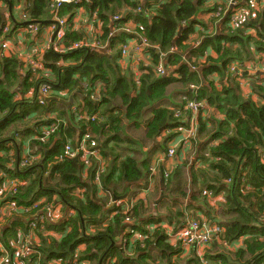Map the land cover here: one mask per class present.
<instances>
[{
    "label": "trees",
    "instance_id": "1",
    "mask_svg": "<svg viewBox=\"0 0 264 264\" xmlns=\"http://www.w3.org/2000/svg\"><path fill=\"white\" fill-rule=\"evenodd\" d=\"M203 1L172 0L160 7L140 0H88L83 3L90 19L95 18L96 21L105 23V35L100 38L104 43L109 39L113 29H124L131 20L138 22L139 27L135 32L146 38L150 45V48L146 49V54L151 55L150 64L142 60L137 65L136 70L141 72L140 85L136 83L137 76L135 69L132 68L134 61L124 69L125 71L119 65L121 54L119 45L128 39H139L125 34L116 41L118 46L111 48L115 50V54L94 52L87 47L66 53L47 51L41 59L44 69L34 71L29 65L25 75H22V80L20 79L21 82L19 71L24 65L23 62L16 57L0 59V153H3L2 151L6 153L5 157L0 156V171L22 181L16 198L13 199L25 204L45 197L48 203L55 201L60 203L65 214L74 212L70 218L66 215V219L59 225L48 223L49 229L56 231L61 238L51 237L42 240L40 252L43 264L51 259H57L61 264H106L116 250V246L112 245L116 244L117 237L121 238V252L126 260L118 261L116 257L112 259L116 264H128L126 252L129 244H125L129 237L126 235L129 229L125 222L127 214L124 207L115 208L110 212L109 199L124 196L131 186L139 184L144 178L145 171L149 170L154 155L159 151L166 152L169 143L176 140L178 133L182 134L178 128L187 126L189 118L194 119L192 112L184 109L186 103L184 98L192 100L195 96L190 92L191 86L194 85H199L195 99L215 107V112L225 116V119L219 121L218 126L206 135V129L213 126L212 122L204 123L203 112L208 109L198 114V129L203 134L202 137L206 136L208 139L207 149L211 156L209 167L214 178L204 171L199 181L193 167L189 169L182 167L183 162L180 161L174 175L165 180V187L171 193L168 197L173 200V205L163 207L169 223L166 220L165 222L178 225V231L185 225L190 209L198 213V217H194L199 220L203 217L215 219L208 198L203 196V192L209 190L216 196L226 190L228 197L219 205L235 216L227 222L223 221L224 242L233 245L242 241L240 246L244 247L228 248L222 244L214 245L207 252L208 258L211 262L221 264H264V200L258 205L259 209H255L253 202L242 201V197L252 200V196H255L252 192L264 195V88L251 83V94L246 98L240 83L228 72L229 65L245 63L253 60L258 54H264L262 20L264 12H258L255 20L248 21L243 26L245 30L241 28L230 35H220L212 40L211 36H205L207 39L203 38L206 40L198 50L202 53L207 46H212L216 56L206 57L205 67L198 73L193 71V68L200 67L198 64L203 55L196 53L195 58H187L184 57V53L191 50L189 35L195 30L193 20H196ZM16 2L20 0H0V27L6 24L4 10L11 7L13 9ZM53 3L54 0H28L30 6L24 14L28 20L20 17H17V20L12 12L13 22H24L27 29L30 23L41 27L40 24L48 19ZM79 8L80 6L63 7L59 13L61 19L70 23V30H67L64 42L66 48L72 44L82 43L85 36L81 30L74 28L73 24ZM123 10H129L130 14L126 17L121 14ZM122 15V19L114 21V18ZM89 21L93 24L91 20ZM190 22L192 26H187ZM108 24L111 28H107ZM252 29L257 30L258 38L247 35L246 32ZM1 35L0 29V37ZM174 47L177 48V53L172 51ZM156 48L160 50L159 53ZM195 49L196 46H193V50ZM161 62L166 69L175 68L172 70L173 75L168 77L157 75L155 68ZM212 73L219 75L222 87H217L215 82L210 80L209 76ZM47 75L50 77L46 78ZM18 82L20 85L14 91L13 88ZM45 83L51 85L53 90L51 103L45 109L51 113L54 111L60 113L58 118L49 123L56 125L57 130L47 140L43 137V131L51 126L41 127L37 124L40 130L30 141V153L33 155L39 153L42 157L40 161L38 159L31 166L29 164L20 167L19 172H16L15 169L9 168L11 164L17 169L21 163L35 157L21 156L23 149L17 134L25 132L28 136L27 131H22L21 125L32 113L30 108L36 105L39 90ZM97 84L104 88H101L100 99H93L91 96L95 93ZM170 87H175L174 90L177 88L186 90L180 103L172 102L169 107L160 105V108L152 109L155 103L166 98ZM31 91L35 98L30 100L27 94ZM60 92L64 97L69 95V99H76L78 109L82 110L74 111L68 108L66 102L62 101L67 99L59 95ZM17 93L21 98L16 100ZM255 94L260 100H253ZM60 109L64 110L61 112ZM177 113L180 116H177ZM68 125L79 128L77 144L87 131L98 142L97 148L101 158L104 162L107 161L105 173L100 180L105 198L98 195L100 188L95 183L99 166L97 161H93L90 176L85 179L83 172L86 168L79 159L59 160V157L63 156L65 146L73 144L72 141H67L65 136ZM131 125L134 128L132 131ZM12 129L17 131L13 132ZM164 133L166 137L159 140ZM10 142H13L12 148L6 146ZM122 145H127V148H120ZM150 145L154 147L153 152H150L152 147L149 148ZM35 147L39 148L37 152L33 149ZM11 150L14 154L10 156ZM180 150L183 149H179L178 152ZM145 152H149L148 156H145ZM141 159L145 163H141ZM245 159L250 161L248 168L252 166L250 171L255 175V178H251V174L249 176L252 182H247L246 176L242 173L243 168L246 171L243 167L246 164ZM34 171H37L35 177L29 178ZM165 173L167 174L166 171ZM218 176L229 180V185L219 181ZM243 179L251 188L245 193L241 188ZM179 205L185 212L180 210ZM37 210H40V206ZM19 217L28 218L26 215ZM135 224L137 222H134L133 227L137 230ZM12 225L14 228L10 237L7 238L6 235L2 237L8 245L11 238L17 237L19 229V222ZM24 228V231L28 232V225L21 226V229ZM139 229L141 235L148 234L147 230L141 227ZM160 231L163 236L161 232L156 233L157 242L150 244L156 247L149 251L150 258L142 264H171L173 257L183 254L180 246L169 245L166 242V235ZM82 246L85 247L83 250L80 249ZM220 248L223 249V253H219ZM214 250L216 252H213ZM185 260L184 264L198 263L193 254Z\"/></svg>",
    "mask_w": 264,
    "mask_h": 264
},
{
    "label": "crops",
    "instance_id": "2",
    "mask_svg": "<svg viewBox=\"0 0 264 264\" xmlns=\"http://www.w3.org/2000/svg\"><path fill=\"white\" fill-rule=\"evenodd\" d=\"M136 1V0H135ZM143 1L145 3L149 2V4H153L154 6H161V5H165L170 3L172 0H140ZM198 1V0H196ZM227 1L230 0H204L202 7L200 8L196 20H193L194 22V28L195 30L189 35L190 38V45L191 50H187L184 53V57L190 58L193 57L195 58L194 54H200V55H205L204 57L202 56V60H200V63L198 64V66L200 67H195L193 68V71H197L198 73H201V70L203 69L204 63H205V58L209 57V56H216L215 52H214V47L212 46H207V48L201 53L198 48H200L203 44V41H205L207 38L205 36H211L210 39H215L216 37L220 36V35H230L234 32L229 31L228 29V20H229V12H230V8L228 6H226ZM246 0H232V2H240L241 5H243L245 3ZM84 2H88V0H82V3L80 6V8L78 9V14L77 17L73 20V24L75 25L74 28H77L79 30H81L85 36L83 37V42H88L89 44L94 43L96 40L104 37L105 33V23L104 22H100V21H96L95 18H91L87 15L83 3ZM30 6V4H28V0H20V2H16L14 8L12 9H5L4 13H3V17L5 18V25L4 26H9L11 28V32L9 33V37L6 36L3 33V27H0V29L2 30V35L0 37V40H3L4 38H8L9 42V52L7 53L6 57H16L18 58L20 61L23 62V66H22V70L20 69V78H19V82H21L22 80V75H25L27 69L29 68L27 65L28 62V58H32L34 56H36V59H42L43 55L46 53V46L48 44L49 41V36L51 35V22L54 20V18L56 16H60L59 13L61 11V9L63 7H75V6H62L59 9L52 11V9L49 12V16L46 22L40 24L41 25V32L39 34H33L31 33L27 27L24 26V22H13V18H12V12H17L19 14V17L22 18L23 15L25 14V12L27 11V8ZM222 6L224 7V15L220 16L218 14V7ZM12 10V11H11ZM148 11V15L149 10L147 8ZM259 12H264V9H260ZM123 15H125L127 17V15L130 14L129 10L125 11L123 10L122 13ZM122 15V17H123ZM13 17H15L13 15ZM17 20L18 18L15 17ZM67 19V18H66ZM91 20L93 22V24L89 21ZM69 20V19H67ZM262 20L264 21V16H262ZM68 29L70 30V23L68 22ZM187 26H192V22L188 23ZM186 26V27H187ZM127 27L132 29V30H136L139 27V24L137 21L135 20H131L130 22L127 23ZM185 27V28H186ZM107 28H111V25L108 24ZM184 28V29H185ZM241 30H245V28H242ZM183 31V29H182ZM181 32V31H180ZM247 35L252 36L253 38H258V32L256 29H252L250 32H246ZM245 33V34H246ZM180 35V33H179ZM124 36V35H122ZM122 36L120 38H122ZM126 36V35H125ZM206 38L203 40V38ZM119 40L118 38L114 39L112 42V47H115L116 45V41ZM64 46V45H63ZM111 46V44H109V47ZM193 46H196V49L193 50ZM157 50H159L158 48H156ZM173 52L177 53V48L174 47L172 48ZM33 52L36 54L33 55H29L30 52ZM160 51V50H159ZM115 54V50L111 49V52H109V54ZM107 54V53H105ZM264 54H258L255 56V58L251 61H247L245 63H239L237 62L236 64L229 65L228 67V72L229 74H231L233 77L236 78L237 82L240 83V85L242 86V91H243V95L244 97L248 98L249 95L251 94V89H250V84L251 83H256L258 84L260 87L264 88V71H262L264 69ZM111 56V55H110ZM141 60H144L146 63L150 64L151 63V55L149 54L146 57H143ZM165 62V61H163ZM132 61H130V59L128 60H120L119 61V65L124 69H126L129 65H131ZM133 66V65H132ZM231 67L234 68V72L231 70ZM122 70V71H123ZM172 70H175L172 69ZM125 71V70H124ZM123 71V72H124ZM238 74V75H236ZM253 75V76H251ZM210 80L214 83L217 87H222L220 85V77L219 75L216 73H212L209 76ZM21 79V80H20ZM246 80L249 81V83H246ZM19 82L16 83L15 87L13 88V90L15 91V88L19 87ZM103 86L101 84H97L96 90H99V93L101 91V88ZM195 89L190 88V92L194 93V98L195 99L197 96V92L199 90V85H194ZM104 88V87H103ZM84 89V88H83ZM86 89V88H85ZM175 87H170L169 88V93L166 96V98L162 99L161 101L155 103L152 107V109H158L161 106H170L171 103L173 102L174 104L180 103V99L181 97H183L186 93L185 89L182 88H177V90H174ZM86 93V91H84ZM19 93L16 94L15 99H20L21 97L18 96ZM59 95H61L64 99L67 100H62L63 102H66L68 108H72L74 111H81L82 109H78V105L76 104V99L74 98H70L69 95H66L65 97L62 95V92L59 93ZM27 96H30V100L35 98L34 94L32 93V91L30 93L27 94ZM51 99H49L48 103L44 106L39 105V103L37 102L36 105H33L32 108V113L26 118V120L22 123L21 125V129L22 131H27L28 132V136L26 135L25 132L19 133L17 134L18 140L21 144V148L23 149V153H21L22 157H32L35 156L37 159H41V155L38 153V155H33L32 153H30L31 149H30V141L33 138L34 134L40 130V128L37 127V124H40L41 127L44 126H49V123L58 118V116L60 115L59 111H54V113L49 112L46 108V106L49 107L50 103H51ZM260 100L258 95H254L253 100ZM37 101V100H36ZM185 101V100H184ZM183 104V103H181ZM41 107V108H40ZM172 108V107H171ZM151 109V108H150ZM207 111L203 112V119H204V123H208V122H212L213 126H218V122L223 121L225 119V116L222 114H218L217 112L214 111L215 107H211L210 105H208L207 107ZM64 109H60V111L62 112ZM210 112L212 114H210ZM210 114V118L209 119H205L208 115ZM198 124H199V118L198 116L195 117L194 119L189 118L188 119V125L187 128H190L191 125H193L195 127L196 133H195V137L190 140L188 143H186L188 146H184L185 143V136L182 134L178 133V137H176V140H172L169 143L170 145H174L175 147H177V157L178 158H173V163L171 165H166L165 163H160L161 159H163L164 157H167V153L168 150L165 151H159V152H155L156 154L153 157L152 162L149 165V170L145 171V175L143 180L137 184L136 186H131V188L129 189V191L127 192V194H125L124 196H127L125 199H123L122 197L124 196H120L118 198H113V201H126L129 200L132 197H135L136 200H140L141 198L143 199L145 197V200L148 202L151 201V205L154 208V211L151 214H143L140 217V225H137V233L136 235L133 236H129L130 242H129V249L126 252L128 259V264H139V263H145L146 259L150 258L149 256L151 255L149 251H151V249H155V245H151V243H155L157 242L156 239V233L157 232H161L160 230L163 231V233L166 235V242L169 245H172L174 247H176L177 245H179L178 242L175 241V239L173 238V235L176 233L177 229H178V225L175 226V224L171 225V224H166L165 220L162 218H166L167 221V215L165 213V211L163 210V207H166V200H171L173 202V200L170 197H165L163 198V203H159V201L162 200V197L164 196V192H162L163 188L165 191V180L167 181L168 179L171 178L172 174L174 175V171H176V167L178 165V163H182V160H187L182 158L184 152L181 153L180 157H179V153L178 150L179 149H183V151H185L188 147H190L193 143L196 144L197 146V157L195 158V160L197 161L198 159L200 160V156L198 155V148L202 147V146H207L208 144V139L206 138V136L202 137V133L201 131L198 129ZM131 131L134 130L133 125H131ZM216 128V127H215ZM10 129V128H9ZM143 129V128H142ZM13 132L17 131V129H12ZM67 130L68 132L65 134V136L67 137V141H72L73 144H77L78 140H79V128H75L72 125H68L67 126ZM177 132V131H176ZM166 134V133H164ZM162 134L161 137H159V140H163V138L166 137V135ZM72 135H74L73 137H71ZM36 139V138H35ZM57 141V140H56ZM136 141V140H133ZM24 144V146H23ZM54 144V143H52ZM217 144V143H216ZM8 148H12L13 146V142H10L9 144L6 145ZM152 145L149 146V148ZM120 148L126 149L127 145H122ZM35 152H37L39 150L38 147L33 148ZM149 150V149H148ZM154 151V147L152 146L150 148V152ZM3 153H0L1 157H5L6 153L4 151H2ZM14 151L11 150V152L9 153V155H13ZM164 152V153H163ZM127 154V152H126ZM149 152H145V156H148ZM208 155V154H206ZM206 155H204L206 157ZM246 164H244L243 167L246 168V171H248V166H250V161L248 159H245ZM106 162L107 161H103L104 165L106 166ZM141 163H145L144 160H140ZM156 167V173L154 174V176L151 177V168ZM193 167V166H192ZM181 169V168H180ZM179 169V170H180ZM194 171L197 174V177L200 178L202 176L198 175L200 169H195L193 167ZM244 168L242 169V173H246V171L244 170ZM165 171L167 172V174L165 173ZM37 171H34L30 174L29 178H34L36 175ZM202 172V170H201ZM210 173H208V175L211 178H214V174L211 170H209ZM47 175V174H46ZM166 175H168L166 177ZM90 176V169H85V171L83 172V177L85 179H88ZM189 176V175H188ZM99 186V185H98ZM100 190L98 189V195L100 197H104L103 195V191H102V187H100ZM264 192V190H263ZM157 195V197H156ZM130 196V198H129ZM225 197L227 199V191L225 190L224 192L222 191V193L217 194L216 196L214 195V198H208V202L210 207L212 208L213 206H217V203L220 202H225ZM152 198H154V200H151ZM166 199V200H165ZM259 197L256 198L255 202H256V206L258 203ZM169 201L172 205L173 203ZM215 204H214V203ZM252 202L254 203V200H252ZM182 204V203H180ZM114 205V204H113ZM255 205V204H254ZM171 206V205H169ZM110 208V212L112 211V209L115 208V206L112 207V205L108 206ZM157 207V208H156ZM182 207V205H181ZM213 209V208H212ZM180 210L184 211L185 210L182 208H180ZM159 211H162V213H159ZM189 212L192 214L191 209L189 210ZM194 213L196 215H198V213H196L194 211ZM201 217V216H200ZM24 217H16L13 219V221L8 222L4 227H3V234L6 235L9 231H11L14 227H12L13 223L15 222H19V228H21L22 225H27V221H25L23 219ZM153 218H158L159 220H154ZM201 220H205L203 222L207 223H211L208 220L202 218ZM223 221L224 220H220L218 221V225L223 227ZM161 224H158L160 223ZM168 222V221H167ZM143 223V224H142ZM214 223V222H213ZM215 224V223H214ZM145 226V228L143 227ZM139 227H141L142 229L147 230L148 234L147 235H141V230L139 229ZM25 230V228H24ZM161 235L163 236L162 232ZM56 237H60V234L56 235ZM149 238V239H148ZM60 239V238H59ZM121 238L117 237L116 238V244H113L112 246H116V250L112 253L111 258L116 257V259L118 261L120 260H126V257L123 256L124 254L121 252V248H122V242L120 241ZM139 243V244H138ZM242 243V241H240L239 243L237 242L236 244L231 245V248H237L238 246H240ZM138 244V245H137ZM180 246V245H179ZM244 247V246H241ZM85 247L82 246L80 249L83 250ZM239 248V247H238ZM161 251V250H159ZM192 257V256H190ZM125 258V259H124ZM175 258V257H173ZM172 258V259H173ZM186 260H178L176 264H184ZM172 262V261H171ZM94 264V263H93ZM151 264V263H150ZM162 264H167V263H162ZM173 264V262L171 263Z\"/></svg>",
    "mask_w": 264,
    "mask_h": 264
},
{
    "label": "built area",
    "instance_id": "3",
    "mask_svg": "<svg viewBox=\"0 0 264 264\" xmlns=\"http://www.w3.org/2000/svg\"><path fill=\"white\" fill-rule=\"evenodd\" d=\"M82 0H54L52 4V11L59 9L62 6H75L78 7L81 5ZM226 6L230 8L229 12V20H228V29L231 32H235L238 29L243 28L248 21L255 20L257 14L260 9H264V0H246L243 5L240 2H232V0L227 1ZM218 14L221 16L224 15V7H218ZM24 20H28L26 15L22 17ZM123 17H116L114 21H119ZM68 22L65 19H61L59 16H56L52 21L51 35L49 36V41L46 46L47 51H54L58 53H66L69 51H74L76 49L87 47L91 51L94 52H111L112 42L116 38H120L122 35H127L128 37H136L139 39H128L124 44L119 45L120 50V60H128L134 61L133 66H137L143 57L148 56L146 54V49L150 48V45L146 38L139 36L135 30H132L128 27L124 29H113L111 32L109 39L104 43L103 40L98 39L94 43L89 44L88 42L76 43L71 46H65L64 42L66 41V34L68 30ZM41 28L39 25L30 23L28 25V30L33 34H39L41 32ZM11 32V28L9 26L3 27V33L9 37V33ZM9 40L8 38H4L0 40V59L6 58L9 50ZM109 44L111 46L109 47ZM64 45V46H63ZM117 45V44H116ZM115 45V46H116ZM118 46V45H117ZM36 54L32 51L29 55ZM34 57L28 58L27 65L31 66L34 71L44 69V65L41 59H36ZM132 66V67H133ZM234 72V68L231 69ZM155 71L158 76L168 77L173 75L172 68L166 69L164 67L163 62H161L156 68ZM264 71V69L262 70ZM136 83L140 85L139 77L141 72L136 70ZM238 75V74H236ZM49 78L50 75L45 76ZM52 86L48 83H45L41 86L39 90V94L37 95V102L39 105L44 106L48 103L51 95H53ZM192 89H195L194 86H191ZM196 90V89H195ZM93 99H100L99 90H96L95 93L91 96ZM186 101L184 109H187L192 112L194 118L198 116L199 112L207 109L208 104L206 102L198 101L196 99H188L184 98ZM177 116H180L177 113ZM83 118V116H82ZM50 128L43 131L44 139H47L57 130L56 125H49ZM178 131L185 136L184 146H188L190 140L195 137V127L191 125L190 128L187 126H182L178 128ZM98 142L94 139L90 132H86L83 135V138L80 142L74 146V144H67L65 146V150L63 156L59 157L60 161L63 160H72L79 159L81 163L84 165L86 169H90L93 165V161H97L99 166L96 171L95 183H97L100 187V180L102 175L105 173L106 166L103 163L100 152L98 150ZM173 148H170L168 151V156L172 157L174 151ZM176 153V152H175ZM30 161H25L16 167L14 165H10V169H15L14 171L19 172V168L27 166L30 164L33 165L35 161L38 159L35 157L29 158ZM8 167V164H7ZM151 177L156 173V168L151 171ZM168 175H166L167 177ZM0 264H43L42 262V254L40 252V248L42 247V240L44 238L50 239L51 237H56L58 233L56 231H51L49 229L48 223H53L54 225H59L62 223L67 215L69 218L74 214L73 211L65 214L63 206L58 202L48 203L45 197H40L39 199H35L31 201L33 203H25L22 204L13 198H16L15 195L18 192V187L22 185V181L19 178L11 177L6 172L0 171ZM230 182V181H229ZM242 190L246 188L242 192H247L251 188L247 186L245 180H242L241 185ZM103 195L104 192H103ZM203 196H207V198H214V193L212 191L206 190L203 192ZM135 197L131 198L130 204H127V208L125 209V213L127 217L125 222L129 225V229L127 231V236H133L138 234L137 230L133 227L134 220L131 218V213L135 208L134 205ZM113 199H109L108 206L112 205L115 208L122 207V202L114 201ZM114 204V205H113ZM40 206V210H37ZM114 208V209H115ZM112 209V210H114ZM26 215L28 218H23L27 221L28 232H25L24 229L19 228L17 231V237L11 238L9 245L6 244L3 234V227L18 216ZM193 214H188V219L184 226H182L174 235L173 238L176 242L179 243L180 248L187 253H192L196 256L198 263L197 264H221L220 262L214 263L208 258L207 252L214 246L218 244H222L226 247H230L229 243L224 242V227L214 224L203 222L205 220H199ZM60 237H56L59 239ZM129 237L125 240V244H129ZM37 256V258H34ZM192 256V255H191ZM45 264H61V262L57 259H51L49 262ZM106 264H116L114 259H110Z\"/></svg>",
    "mask_w": 264,
    "mask_h": 264
},
{
    "label": "rangeland",
    "instance_id": "4",
    "mask_svg": "<svg viewBox=\"0 0 264 264\" xmlns=\"http://www.w3.org/2000/svg\"><path fill=\"white\" fill-rule=\"evenodd\" d=\"M14 16L15 17H19V14L17 13V12H14ZM258 16V15H257ZM133 69H135V73H136V68H137V66H133L132 67ZM251 76H253V75H251ZM246 83H249V81H247L246 80ZM210 114H212L211 112H210ZM210 114L205 118V119H209L211 116H210ZM214 127L215 126H212V127H210V128H208V129H206V135H208L209 134V132H211L212 130H214ZM164 135H166V134H164ZM203 135V134H202ZM170 148H173L174 150V153H173V155H172V157H169L168 156V154H167V157H164L163 159H161V161H160V163L162 164V163H165L166 165H171L174 161H173V158H177V154L175 153L176 151H177V147H175L174 145H170L169 146V148H168V151H169V149ZM198 150H199V156H200V160L198 159L197 161L195 160V158L197 157V154H196V151H197V146H196V144L195 143H193L190 147H188L185 151H183V150H180V153H179V157H180V155H181V153L182 152H184V154H183V156H182V158H184V159H187V160H182V162H183V165H182V167H187V169H189V168H191L192 166L195 168V169H200V170H198L199 171V173H198V175H200V176H202V172H208V173H210L209 172V170H211L210 169V167H209V163L211 162L210 161V154L208 153V149H207V146H202V147H200V148H198ZM205 153H208V155H206V157L205 158H203V155L205 154ZM156 167H154V168H151V171L153 170V169H155ZM250 169H252V166L251 167H249L248 168V171H247V173H243V175H245L246 176V179H247V182H252V180H251V178H255V175H253V173H252V171H250ZM201 170H202V172H201ZM250 174H251V178H249V176H250ZM216 175V174H215ZM219 177V176H218ZM216 178H217V175H216ZM219 181H222V183H226L227 185H229V180H224L223 178H221V177H219ZM247 182H246V184H247ZM246 188H244L242 191H244ZM162 192H164V196L162 197V200L161 201H159L158 202V204L159 203H163L162 201H163V198H165V197H167V196H169L171 193L167 190V188L165 187V191H164V188H163V190H162ZM255 196H252V200H254V203L253 204H255V209H259L258 208V205L261 203V202H263V200H264V195L263 194H257L256 192H252ZM257 195H258V197H259V200H258V203H257V206H256V202H255V200H256V198H258L257 197ZM156 197H157V195H156ZM245 197V196H244ZM129 198H130V196H129ZM148 199H149V197L147 198V201L145 200V197L142 199H140L139 201L138 200H136V198H135V200H134V205H135V208H134V212L132 213V215H133V220H134V222H137V224L138 225H140V217L143 215V214H151L153 211H154V208L152 207V205H151V201H149L148 202ZM151 200H154V198H152ZM166 200V199H165ZM252 200H246V199H244L243 197H242V201L243 202H252ZM169 201H171V200H166L165 201V205H166V208L167 207H169V205H172ZM130 202H131V198L129 199V200H126V201H122V207H124V208H127V204H130ZM172 202V201H171ZM224 202V201H223ZM173 203V202H172ZM214 203V202H213ZM215 204V203H214ZM217 206H213L212 208V216L215 218V219H213V220H210L209 218H205V217H203L204 219H206V220H208V221H211V222H214L215 224H219L218 223V221H220V220H224L225 222H227V221H229L233 216H235V214L234 213H231V212H228L222 205H219V203H217L216 204ZM179 208H180V205H179ZM182 209V208H181ZM159 213H162V211H159ZM192 214L193 215H191V216H197L194 212H192ZM198 217V216H197ZM196 218V217H195ZM263 218H264V215H263ZM154 220H159L158 218H153ZM162 219H164V220H166V218H162ZM169 223V222H168ZM143 224V223H142ZM167 224V223H166ZM144 227V226H143ZM10 235H11V231H9L7 234H6V237L8 238V237H10ZM239 248H241V246L239 247ZM231 251V250H230ZM182 252V251H181ZM213 252H216V250H214ZM224 251H223V249L222 248H220V250H219V253H223ZM179 255V254H178ZM178 255H176L175 256V258H173L172 259V262H173V264H176L177 263V261L178 260H185V259H187V258H189L191 255H192V253L190 252V253H187L186 251H184V254H182V255H180V256H178ZM110 259H112V258H110ZM153 264V263H152Z\"/></svg>",
    "mask_w": 264,
    "mask_h": 264
},
{
    "label": "water",
    "instance_id": "5",
    "mask_svg": "<svg viewBox=\"0 0 264 264\" xmlns=\"http://www.w3.org/2000/svg\"><path fill=\"white\" fill-rule=\"evenodd\" d=\"M157 53H159V50H157ZM127 196H124V197H122L123 199H125Z\"/></svg>",
    "mask_w": 264,
    "mask_h": 264
}]
</instances>
